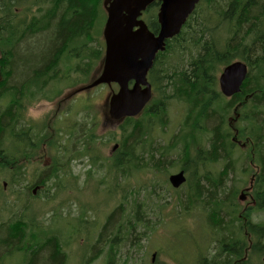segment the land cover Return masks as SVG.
Wrapping results in <instances>:
<instances>
[{"label": "rangeland", "instance_id": "rangeland-1", "mask_svg": "<svg viewBox=\"0 0 264 264\" xmlns=\"http://www.w3.org/2000/svg\"><path fill=\"white\" fill-rule=\"evenodd\" d=\"M41 1L45 0H24L20 4H14L13 8L20 16L32 19V8ZM45 7L46 5L40 6V8ZM59 9H64V7ZM233 18L229 20L230 26L236 19V14L235 19ZM263 22L264 16L260 14L254 23V30L258 31L255 34L258 41L264 35ZM52 23H55V20ZM19 25L20 23L16 24L12 20L7 24L1 23L0 28L6 27L11 32L10 28ZM33 25L34 22H32ZM25 27L28 28V25ZM70 37L63 43L70 40ZM237 41L235 44L239 45L238 37ZM0 43L5 45L6 41ZM192 48L194 49L192 41H187L184 46L185 52H177L168 57L164 61V68H169L171 71L185 70L190 56L194 55V53L191 54ZM261 48L255 44L251 56L247 57L249 63H253L259 56L257 50L260 51ZM262 50L264 53L263 48ZM10 51V48L6 50L4 64L5 71L8 70L4 76L7 79H4L0 86H2L1 90L6 88L7 92H14L19 97L21 90L18 85L20 83L11 80L16 52ZM236 51L242 52L243 49ZM59 53L60 50L58 55ZM219 74L218 72L216 78ZM36 82L33 81L27 85ZM215 89L218 92L217 85ZM165 91L161 90L154 95L147 109L136 120L141 127H151L150 134L146 133L144 138L148 143L144 145L143 152L139 150L137 155L141 157L140 162L143 169L136 170L128 179H124L122 175L113 171L115 170L112 168L114 163L109 162V159L119 157L120 153L110 155L111 149L115 144L121 143L124 129L119 130L112 126L115 123L109 117L107 106L104 104L107 96L101 95L100 97L104 98L103 102H98V106H94L92 111L85 112L84 109L77 107L79 123L86 118L96 122L92 141L82 148L81 145L87 141V138L79 140L77 159L71 161L62 159L60 150L47 151L42 145L43 142L42 148L38 144L40 147L38 146L35 156L25 158L26 161L19 157L12 159L0 171V227L10 219H20L25 223L28 217L33 218L35 226L31 227L29 232L42 233L43 241H45L42 244L54 245V241L50 238H56L57 243L64 245L61 251L69 260V264H195V253H199L204 247L210 234L206 222L208 209L202 203L195 202L194 204V202L187 201L192 186L196 183L202 191L207 189V183L201 180V175L210 173L213 178L221 177L225 189L229 190L232 186L239 188V193L241 191L242 194L238 193V196L244 198L239 202L237 200L240 208L254 207V202L251 200V176L262 173V169L259 168L260 165L257 166L247 159V154L252 152L253 143L248 144L245 143V139H240L243 148L236 147L232 150L231 161L233 163L223 176H220L219 172L229 164L230 160L225 159L222 154L218 155L216 162H209L207 160L209 156L201 154L202 162H197L198 167L192 171V175L189 176L186 172V184L173 190L167 179L170 175L180 171L174 166L183 150V142L177 138L180 134L187 133L188 129L181 130L186 114L184 104L173 99L166 100L168 92ZM83 94L80 93L79 97H83ZM88 95L89 93H85V96ZM1 96L6 98V101L1 104L0 100V113L6 111L0 116H12V109L10 113L9 109L7 110L9 94L1 93ZM162 102L165 104L161 119L149 117L146 112L150 107L154 103ZM224 102L229 101L224 100ZM79 104V108H82V103ZM46 107L43 103H33L26 111V118L32 119L34 126H40L39 119L42 118ZM158 108L162 107H156ZM215 119L216 121L210 120L207 124L200 126L198 133L196 132L195 138L200 141L203 150H208L212 128L217 122L220 124L221 119L217 116ZM103 120H110V123L101 126L100 122ZM14 121H18L17 116ZM146 121L149 124L146 125ZM257 122L260 123L264 135V115L260 114ZM21 125V123L17 125L20 131ZM232 125L236 128L239 126L237 123H232ZM38 131L36 129L35 133L38 134ZM20 133L17 134L20 135ZM39 134L46 138L49 132L45 130L43 134L42 132ZM3 138L7 153L14 154L16 146L13 137L10 138L6 133ZM260 145L264 146V142ZM54 146L59 148V142H55ZM19 149L23 150L22 143ZM189 158L192 161L195 159L193 150ZM51 162L56 169L53 172L47 169ZM61 163L63 167L60 166ZM59 168L63 169L58 170ZM42 180H45V184L41 186ZM7 182L8 185L3 188L2 183ZM35 186H41V188H35ZM34 188L36 189L35 194H33ZM109 189L114 190L113 195ZM123 196L126 197L125 200ZM251 221L254 224L264 223V211L255 209ZM23 227L25 231L28 230V225ZM112 239H115L113 252L107 256L106 247H109ZM10 252L5 255H11ZM152 254H154L153 262L151 261ZM253 260L256 264L264 263V257L260 259L254 257ZM2 264H17V259H8L3 256Z\"/></svg>", "mask_w": 264, "mask_h": 264}, {"label": "trees", "instance_id": "trees-1", "mask_svg": "<svg viewBox=\"0 0 264 264\" xmlns=\"http://www.w3.org/2000/svg\"><path fill=\"white\" fill-rule=\"evenodd\" d=\"M57 1L59 3H55V9L64 7L58 12L66 14L69 10L73 15L61 16L57 25L53 23L45 29L36 25L26 28L19 43L13 49V45L10 44L11 32L6 27L0 28V42L6 41L5 45L0 43V52L3 60L6 58L8 48L11 49L10 52H16L11 80L18 81L20 88L38 81L39 74L56 59L63 42L74 34L85 32L90 25L96 0ZM4 8H10L8 0H0V14ZM260 14L264 16V0H202L181 34L168 43L163 53L158 54L155 66L149 74L157 94L161 90H166L165 92H168L166 100L173 99L181 102L186 109L181 130L188 129V132L180 134L177 138L183 142V150L174 168L184 170L191 176L192 171L198 167L197 162H202L201 154L209 156L207 157L209 162H216L218 155L223 154L224 158L230 162L219 172V175L223 176L228 171L227 168H230L233 163L231 155L235 145L231 143L233 134L230 127L228 128L227 121L232 117L233 106L238 103L239 110L235 113L239 117L237 138L239 141L245 139L248 144L253 143L252 152L247 154V159L257 166L260 165L259 168L262 169V173L254 175L252 199L256 203L255 207L240 208L237 204L239 188L232 186L229 190L225 189L221 177L213 178L210 173L201 175V180L207 183V189L203 188L204 191H202L196 183L192 186L187 201L194 204L202 203L208 209L206 222L210 234L206 243L204 241V247L199 253H195V264H256L254 257L259 259L264 257V223L254 224L251 221L255 209L264 211V146L260 145L264 142V135L260 123L257 122L260 114L264 115V53L262 50L264 41H261L264 40V35L258 41L255 35L258 31L254 30L255 19ZM231 17L236 20L232 23L233 28L229 21ZM64 18L70 21H65ZM263 28L264 26L262 30ZM259 31H261L260 28ZM237 37L239 45L235 44L238 42ZM189 40L194 45V49L191 50V54L194 53V55L190 56L186 69L180 71L165 69L164 61L177 52H185L184 46ZM255 44L262 48L260 51L256 49L259 56L253 63H249L247 57L251 56ZM239 49L243 51L237 52L236 50ZM235 58L244 60L255 73H250L241 92L226 103L216 92V75L223 66L228 65ZM248 95H251V99H248ZM164 104L158 103V107H162L159 110L156 109L157 106H153L149 117L153 113L161 119ZM228 115L230 116L226 119ZM7 116H0V146L3 144L0 156L7 155L12 158L14 154L7 153L3 143L4 138H2L8 131L7 124L11 122V117ZM216 116L221 119L220 124L217 122L212 128L208 150H203L202 144L200 145V141L195 138V133H198L200 126L207 124L208 121H216ZM125 128L126 138L122 141L120 156L115 160V166L111 165V167L124 179H128L133 172L143 169L141 157L137 155L139 150L143 152V147L148 141L144 140L147 131L142 130L138 121L127 119ZM191 150L195 153L193 161L189 158ZM40 184L44 185L45 180H42ZM109 192L111 195L114 194L113 189H109ZM122 198L125 200L126 197ZM22 225H28V230L25 231ZM34 226L33 218L30 217L25 223L20 219H10L2 225L0 256L17 244L22 232H29ZM114 240L112 239L109 247H106L107 256L113 252ZM35 247L36 250L30 254L32 264L60 263L56 245L37 243Z\"/></svg>", "mask_w": 264, "mask_h": 264}, {"label": "flooded vegetation", "instance_id": "flooded-vegetation-1", "mask_svg": "<svg viewBox=\"0 0 264 264\" xmlns=\"http://www.w3.org/2000/svg\"><path fill=\"white\" fill-rule=\"evenodd\" d=\"M40 3L42 6L46 5L48 8H40V5L39 8L34 6L32 8L34 20L28 21V28H30L32 22H34L33 27L36 25V27H42V29H45L50 27L54 20L55 23L53 25H57L58 21L61 20V16L67 14H70V16L71 14L73 15L72 11L69 10L66 14H64V12L63 14L58 12L59 8L55 9V3H59L57 0H45ZM113 4L115 5L114 0H96L93 17L91 18L90 25L86 31L72 35L70 40H67V42L62 45L61 51L53 65L39 74V80L36 83L20 88L21 93L19 97H17L14 92H7L6 88L2 90L0 88V95L1 93L3 95L9 94L7 110L9 109L10 113L12 109L13 113L12 116H10L11 124H7L8 126L6 125V128L8 129L7 133L10 138L14 136V143L16 146L12 158L7 155L4 157L0 156V164H6L9 161H12L13 158L15 159L18 157L26 161L25 158L29 159L32 155L35 156V152L38 151V148L40 147L39 145L43 142L42 145L46 148L45 150H60L62 159L71 161L78 158V148L80 147L79 140L81 138H87V141L81 145L82 148L92 141L94 138L93 131L96 127V122L90 118H86L82 123H79L78 109H84L85 112L92 111L94 106H98V102H103L104 98L103 96H100L105 94L104 96H107V98H105L104 104L109 111L110 98L119 89L114 83H101L94 85V83L102 77L105 68L107 44L105 30L109 20L108 9ZM159 6V2H151L137 18V20L142 21L154 35H157L158 33L157 13ZM1 13V23L7 24L13 20V16L8 8H4ZM125 16L126 14L124 13V17ZM64 20L70 21L68 18H64ZM262 24L264 25V23ZM136 30L137 27L132 28V31ZM23 33L24 31L22 29L20 30V27L18 26L11 28L12 39L10 44L13 45L12 49L19 43L20 37ZM170 41L166 42V47ZM156 59L157 56L155 57L150 72L155 66ZM4 64L5 62L1 63L3 80L7 79V77L4 78V76L8 72V70L5 71ZM147 81L151 86L152 97H154L157 93L155 91V86L150 79V75L148 76ZM133 85L134 82H129L128 88H132ZM80 93H84V96L79 97ZM85 93H89V95L85 96ZM80 102L82 103V108H79ZM33 103H43L47 106L42 118L39 119L40 126L38 127L34 126L35 123L32 119L26 118V111L33 105ZM154 106L158 107V103ZM150 108H153V105ZM105 110L106 109H104V111ZM5 111L0 114H3ZM15 116H17L18 121H14ZM18 123L25 125L24 127L21 125V131L20 129H17ZM107 123H110V120H103L100 122V125L103 126ZM112 126H114V128H119L120 124H116L115 122ZM36 129L39 130L38 134L35 133ZM45 130L49 132V135L46 138L39 134V132H42L43 134ZM17 133H20V135ZM3 137L4 134L2 138ZM55 142H59V148L54 146ZM21 143L23 144V150L19 149ZM42 145L40 148H42ZM117 150L118 148L114 151L111 150L110 155H113L114 153L117 154ZM60 166L63 167V164L61 163ZM47 169L49 172L56 170L54 169L52 162ZM62 169L63 168H59L58 170ZM41 186H38V188H41ZM50 239L53 240L54 245L58 247L57 254L60 257L59 264H69V260L66 259V256L61 251V247L64 245L57 243L56 238ZM43 240L42 233L40 232H22L17 244L14 247L9 248L7 251H11V255H5L6 252L0 256V264H2L3 256L8 259H17V264H32V261L30 260L31 256L29 254H31L33 250H36L35 246L37 243H44L45 241Z\"/></svg>", "mask_w": 264, "mask_h": 264}, {"label": "water", "instance_id": "water-1", "mask_svg": "<svg viewBox=\"0 0 264 264\" xmlns=\"http://www.w3.org/2000/svg\"><path fill=\"white\" fill-rule=\"evenodd\" d=\"M114 1L115 5L108 9L109 20L105 30V68L102 77L94 85L117 84L119 89L110 99L109 115L112 120L120 121L139 115L150 100L151 90L146 75L153 67L155 56L164 51L166 40L179 34L199 0H158L161 6L157 36L152 35L142 22L136 21L140 11L154 0ZM135 26H138V30L132 32ZM246 77L247 68L240 62L224 68L218 78L221 94L227 98L238 94ZM131 81L134 85L129 89L128 83ZM184 182L183 172L169 177V183L174 189Z\"/></svg>", "mask_w": 264, "mask_h": 264}]
</instances>
